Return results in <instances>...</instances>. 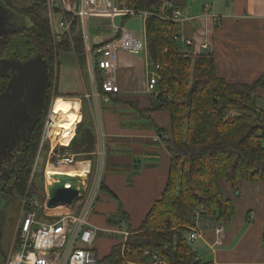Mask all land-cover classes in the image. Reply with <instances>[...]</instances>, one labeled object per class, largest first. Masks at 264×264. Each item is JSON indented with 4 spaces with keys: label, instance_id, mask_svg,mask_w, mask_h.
Listing matches in <instances>:
<instances>
[{
    "label": "trees",
    "instance_id": "16d2710c",
    "mask_svg": "<svg viewBox=\"0 0 264 264\" xmlns=\"http://www.w3.org/2000/svg\"><path fill=\"white\" fill-rule=\"evenodd\" d=\"M1 1L7 7L8 0ZM118 1L128 11L138 12H156L160 4V0ZM19 13L30 21L27 31L33 50L40 52L49 67L53 64L55 49L71 54L79 66L85 64L83 40L76 20L71 32L78 34L71 41L65 38L54 47L46 0H37ZM70 17L65 15V18ZM62 18L60 13L56 14L57 20ZM145 31L148 59L152 65L159 66L161 76L159 95L150 99L148 112H165L169 117L167 129L154 126L157 134L166 131L168 136L163 140L170 157L168 178L160 198L153 203L138 229L131 231L124 243L113 246L105 258L97 257V264H148L142 256L144 251L165 264H203L196 259L197 253L188 242L195 221L199 222L201 230L213 229L215 225L226 228L236 212L225 193L226 188L238 196L241 181L264 183V109L256 104V90L263 82L227 84L216 75L211 55L183 53L180 44L174 41L178 35L175 23L148 17ZM96 74L93 69L98 92L103 93L102 82ZM52 87L50 77L49 93ZM54 92L62 96L56 86ZM229 111L238 116L224 121ZM88 119L75 127L72 140L74 129L69 139L62 141L61 154L74 155L76 161L92 158L96 138ZM148 120L152 122L150 117ZM42 128L43 124L40 131ZM39 141L40 133L22 181L20 201L25 196ZM85 165L79 163L75 170L86 171ZM30 190L27 198L34 199L36 195Z\"/></svg>",
    "mask_w": 264,
    "mask_h": 264
},
{
    "label": "crops",
    "instance_id": "0c3cea01",
    "mask_svg": "<svg viewBox=\"0 0 264 264\" xmlns=\"http://www.w3.org/2000/svg\"><path fill=\"white\" fill-rule=\"evenodd\" d=\"M176 6L183 16V21L176 24L178 35L193 41L189 52L196 53L199 45L206 43L216 75L230 85L261 80L256 104L264 101V0H176ZM205 7L209 16L220 17V23L204 18ZM146 20L143 15L118 13L91 16L88 21V30L94 32L88 38L89 45L97 60L93 69L102 82L103 93L98 92L95 81L93 84L89 78V82L93 91L108 98L107 102L100 100L94 134L97 139L102 132L111 147L110 153L106 149L95 209L88 217L97 234L128 235L138 229L168 178L170 157L163 141L154 139L167 135L166 131L157 134L155 127L167 129L169 117L165 112H148L150 99L156 97L146 93L151 73ZM238 188V196L227 188L225 191L236 208L230 224L221 226L219 235L215 227L201 230L193 242L198 244L194 248L196 259L203 264H264V183L241 181ZM118 216L126 221L124 231ZM123 241L96 238L98 259Z\"/></svg>",
    "mask_w": 264,
    "mask_h": 264
},
{
    "label": "built area",
    "instance_id": "2783aa9c",
    "mask_svg": "<svg viewBox=\"0 0 264 264\" xmlns=\"http://www.w3.org/2000/svg\"><path fill=\"white\" fill-rule=\"evenodd\" d=\"M46 9L50 33L56 44L60 43L64 35H71L73 21H77L83 40L85 64L91 65L89 77L93 84L94 53L86 34L87 23L91 16L103 15L108 17L120 13L125 16L155 17L175 24L183 21L182 13L176 6V0H160L156 12L128 11L119 4L118 0H46ZM57 13L63 16L61 20L56 19ZM203 14L206 19L210 17L214 24L220 23V17L208 15L207 7L203 9ZM65 15L71 16L70 19L65 18ZM174 41L181 44L183 53L187 55L205 54L208 50V45L203 43L199 45L196 53H190L189 48L193 46L192 40L176 35ZM150 66L151 73L147 81L146 93L152 97H157L159 95V82L161 81V76L158 74L159 66L152 64ZM85 98L92 100L95 113L99 118L100 100L107 102L108 98L99 96L95 90L92 91L91 95H86ZM235 116H237L236 113L228 112L224 121L232 120ZM58 119L52 114L50 107L44 120L39 151L42 148L47 150L45 170L49 167V163H52L50 166L55 169H59L61 166L75 167L78 163L86 164L84 166L86 169L84 183L77 188L81 193L69 206V208H75V212L51 213L50 208L46 206L48 201L47 185H44L45 196L43 201L36 198L28 199L27 194L30 193L32 185L30 178L26 185L25 196L20 202V217L5 264H97V255L94 250L97 229L89 225L88 217L95 209L96 197L101 187L102 165L105 158V136L102 132L97 136L96 150L92 154L93 161L91 158L77 162L74 155L59 152V149L64 146L59 142V136L54 135ZM74 135L75 129L71 140ZM167 137V135H159L155 137L154 141H163ZM54 140H56L55 145H53ZM43 144L44 147H42ZM39 157L38 152L31 176L35 172ZM69 187L68 184L65 186V188ZM200 232V225L195 221L194 227L190 229L188 242H195L199 238ZM215 233L216 235L222 233L221 226L215 227ZM127 236L124 234L125 238ZM142 256L148 260V264H165L149 251H144Z\"/></svg>",
    "mask_w": 264,
    "mask_h": 264
},
{
    "label": "flooded vegetation",
    "instance_id": "af4514ba",
    "mask_svg": "<svg viewBox=\"0 0 264 264\" xmlns=\"http://www.w3.org/2000/svg\"><path fill=\"white\" fill-rule=\"evenodd\" d=\"M7 7L20 15L23 23L12 16L0 26V243L4 230L11 234L4 264L20 217L22 181L39 133L41 138L49 91L48 87L44 97V87L33 91L30 80H18L19 68L40 56V52L34 51L30 43L26 25L30 21L12 3ZM47 70L50 79L49 65Z\"/></svg>",
    "mask_w": 264,
    "mask_h": 264
},
{
    "label": "rangeland",
    "instance_id": "374dc122",
    "mask_svg": "<svg viewBox=\"0 0 264 264\" xmlns=\"http://www.w3.org/2000/svg\"><path fill=\"white\" fill-rule=\"evenodd\" d=\"M36 1L37 0H8L9 3H12L14 5V7L21 12H25V10L29 9L33 4L36 3ZM42 15L44 16V12L42 13ZM140 24H141V21L139 22V25ZM26 25H29V23L27 21H26ZM88 28H89V26L87 23V29H86L87 38H89V36L92 37V33H94L93 31H89ZM77 34L78 33L76 31H73V32H71L70 36L64 35L61 38L60 43L65 38H67L68 41H71L72 38ZM136 42H139V46H140V40H138ZM60 43L56 44L52 39V44L54 47H57ZM54 51L55 52H54L53 64L51 63V66H50V72H51V79H52L53 87L51 88L50 93L48 92L47 103H46L47 104V112H46L45 117L47 116V113H48L50 107H52V104L54 105L55 103L74 100V101L79 102V105H80V109L78 112L79 121H75V125H73L71 127V129L72 130L76 129L75 127L78 124H80L81 122H83L89 118L88 120L91 122L93 130H95V123L97 122V115L94 114V112H95L94 105L92 103V100L85 98L86 92H87V94L91 95V93L93 91L91 82H89L91 65L90 64H84V65L79 66L76 59L71 54H65L64 52L57 51V49H55ZM93 62L94 63L97 62V60L94 56H93ZM84 63H86V61ZM55 76H56L57 81H58L57 93L61 94L62 96H58L54 92ZM76 92L78 94H80L79 97L68 95V94H73ZM57 98H62V99L59 100ZM257 104H258V107L264 108V101H259ZM229 112H231V111H229ZM232 112H234V111H232ZM234 113H236V112H234ZM236 115L238 116L237 113H236ZM61 120H62V118L59 117L57 122L61 121ZM43 124H44V122H43ZM71 134H72V132H71ZM62 141H60L61 144H62ZM55 142H56V140L53 141V145H55ZM39 147H40V141H39V145H38L37 151H36V155L39 152V156H40L39 162L36 166L35 172L31 176V172L33 170V165H34V162L36 159V155H35L33 165L31 168V172H30V175H29V178L27 181V183H28L30 178H31V181H32L31 182L32 183L31 189L33 191V194L36 195L35 198L37 200L43 201L44 196H45L44 185H47V187H49L50 183H48L47 178H48V175L52 172L70 173V174L77 176L78 180H80V179L85 180L86 171L80 170V169L75 170L77 165L75 167L61 166L59 168V170L55 171V169L50 166V165H52V163H49V167L45 170V168H46L45 161L47 158V150H44V148H42V150L39 151ZM42 147H44V144ZM106 149L110 153L111 147H110V144L108 142L105 143V156L107 153ZM65 154H68V153H65ZM91 160L93 161V158ZM77 162H81V161H77ZM104 162H105V158H104ZM104 162H103V168H102V176L104 175ZM91 176H92V174H91ZM102 176H101V179H102ZM45 179H46V182H45ZM74 209L75 208H73V207L69 208L67 206H61V207L50 209V212L52 211L51 213H54V214L68 213V212H75ZM39 213H40V211H39ZM118 220L120 222L119 224H123L121 231H124L126 221H124L123 218H121L119 216H118ZM127 225H128V223H127ZM218 226H221V225H218ZM214 227H217V225H215ZM99 237L101 239H105V240H109V241H119V240L123 241L125 238L123 233L113 234V233H103V232L102 233L98 232L97 239ZM10 241H11V234H9V232H6V230H4L3 239H2V242L0 243V248H1V252H2V253H0V264L4 263V260L7 256L8 252H9ZM122 243H124V241ZM191 246L193 248H195V246H198V244L192 243Z\"/></svg>",
    "mask_w": 264,
    "mask_h": 264
},
{
    "label": "water",
    "instance_id": "95a60500",
    "mask_svg": "<svg viewBox=\"0 0 264 264\" xmlns=\"http://www.w3.org/2000/svg\"><path fill=\"white\" fill-rule=\"evenodd\" d=\"M16 16V18L23 23L20 15L14 14L6 5L0 0V26L7 20V17ZM48 64L46 60L41 56L35 57L26 66L20 67V76L18 80H30L32 82V90L35 88L44 87V97L46 96L47 89L49 87V74L47 70ZM56 181L50 187L47 188L48 201L46 203L47 208H55L57 206H71L74 200L81 193L77 190L79 187L78 180L65 175H58L54 177ZM69 188H65L66 185ZM13 234V233H12ZM1 238V235H0ZM4 264V263H3Z\"/></svg>",
    "mask_w": 264,
    "mask_h": 264
},
{
    "label": "bare ground",
    "instance_id": "6f19581e",
    "mask_svg": "<svg viewBox=\"0 0 264 264\" xmlns=\"http://www.w3.org/2000/svg\"><path fill=\"white\" fill-rule=\"evenodd\" d=\"M80 109V105L77 101L74 100H69L65 102H59L55 103L54 105L52 104L51 110L52 114L55 115L56 117H61L62 120L58 121L56 123L55 129L56 132L54 133L55 136H59V142L62 140H68L70 135H71V127L75 125V121L78 120V112ZM55 169V168H54ZM59 169H55L57 171ZM58 175H65L71 178H75L78 180V177L70 174V173H57V172H52L48 175L47 181L50 183L49 187L55 183L56 181L54 180L55 176ZM79 187H81L84 183V180H78ZM64 206V205H61ZM57 206V207H61ZM55 207V208H57ZM52 209V208H51ZM50 211V210H49Z\"/></svg>",
    "mask_w": 264,
    "mask_h": 264
}]
</instances>
